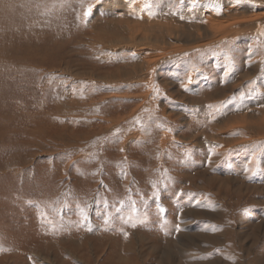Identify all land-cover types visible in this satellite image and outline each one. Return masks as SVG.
Listing matches in <instances>:
<instances>
[{"label": "rangeland", "instance_id": "obj_1", "mask_svg": "<svg viewBox=\"0 0 264 264\" xmlns=\"http://www.w3.org/2000/svg\"><path fill=\"white\" fill-rule=\"evenodd\" d=\"M35 1L0 0V264H264V136L248 124L264 86L248 91L247 61L169 57L158 86H123L97 75L132 60L98 40L118 12ZM152 96L125 142L95 138L109 122L94 114L63 118L78 104L128 117Z\"/></svg>", "mask_w": 264, "mask_h": 264}, {"label": "bare ground", "instance_id": "obj_2", "mask_svg": "<svg viewBox=\"0 0 264 264\" xmlns=\"http://www.w3.org/2000/svg\"><path fill=\"white\" fill-rule=\"evenodd\" d=\"M23 1V6L29 4L28 0ZM51 2L52 0L50 2L46 0L44 4L37 0L34 3L37 6L44 7L50 6ZM86 4H88L84 6V10L88 11L87 16L84 14L86 19L92 16L95 11H100L106 15H113L118 12L119 17L117 18H120L119 22H115V20L111 19L107 21L108 26L114 25L116 29L119 30L118 34H114L113 37L110 36L111 38H108L112 40H103L101 37V39L98 38V40L102 42L103 46H107V44L110 45L111 50H117V48L119 50H128L130 51V56H132V62L114 64L118 67L113 70L111 69L112 75L107 73L101 77L100 73L97 74L101 79H117L120 85H127L129 87L137 82L148 83L149 86L155 83L154 86H158L154 80L159 77L157 71L166 58H187L197 55L196 57H198L199 60L207 53L219 50V53L222 52L227 56H237L234 62L235 67H238L239 61H247V72L245 73L252 78L247 84L248 91H252V86L258 82L264 86V0H90L87 1ZM238 50L240 52H238ZM227 52L230 54H226ZM32 54L36 53L30 52L27 54L24 57V63L25 61L33 62L34 64H31L32 68L38 66L39 63L44 64L40 59L33 58ZM103 61H105V59ZM114 62H116V60ZM235 67L234 69L236 70L237 68ZM24 71L26 72V69H24ZM93 74L94 73L89 77L93 78ZM246 74L243 75L246 76ZM52 76L55 75L52 74ZM192 77L193 71H189L186 80L183 82L184 85L185 82L189 81ZM252 80L255 81L252 82ZM237 81L238 80L235 79V82ZM237 83L239 84L240 81ZM228 85H232V83ZM154 86L152 85V87ZM179 89L182 90V86ZM136 94L138 95V93ZM238 95L241 96V94ZM257 95V92L253 93V97L250 98L249 101H256L254 97ZM153 96L147 101H145L146 98L141 99V102L137 103L132 114L128 117L121 115L119 118H111L108 117L106 113L100 114L95 108H92V110L83 104H78V114L74 112L68 113L63 118L75 122L76 120L82 119L86 114H94L95 117L103 118L106 122H109L106 123L105 126L97 129L96 132L93 131V133H95V135H93L95 138H98V131H102L101 137H111L116 131H119L121 136H124L123 142H125V138H127L125 134L129 130L128 126V130L125 129V125H127L125 124V120L133 118V121L139 120L142 122L141 113L150 111L147 105L153 106L154 110L155 106L158 104L157 102H151V100L154 99ZM261 102H264V99H262ZM142 103L146 106H142L137 113V106H141ZM255 105V102H249V106ZM251 113L257 117L261 115V117L258 122L252 118L253 115H251V118H248L250 131L252 134L257 133L259 136H264V105L260 107V109L251 110ZM120 118L121 122L114 124V122H117ZM139 121L138 123L142 124ZM88 122L90 125L92 124V121ZM132 127L135 126L133 125ZM192 127L197 129L199 126L195 124ZM156 132L154 130L153 133ZM198 134H196L197 137ZM164 137L166 136L164 135ZM205 140L207 141L208 139L205 138ZM15 170L17 171L18 169Z\"/></svg>", "mask_w": 264, "mask_h": 264}, {"label": "snow or ice", "instance_id": "obj_3", "mask_svg": "<svg viewBox=\"0 0 264 264\" xmlns=\"http://www.w3.org/2000/svg\"><path fill=\"white\" fill-rule=\"evenodd\" d=\"M87 15H88V11H85V16H87ZM133 226H135V225H133ZM176 230H177L178 232L180 231V227H179V225H177Z\"/></svg>", "mask_w": 264, "mask_h": 264}]
</instances>
